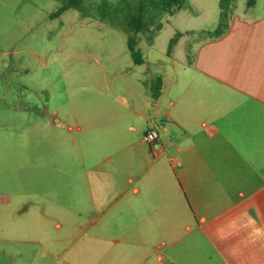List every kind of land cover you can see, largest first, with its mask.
Here are the masks:
<instances>
[{"label": "rangeland", "instance_id": "1", "mask_svg": "<svg viewBox=\"0 0 264 264\" xmlns=\"http://www.w3.org/2000/svg\"><path fill=\"white\" fill-rule=\"evenodd\" d=\"M100 1L85 0L81 11L51 20L63 0H0V264H167L131 257L132 247L112 262L95 261L113 240H141L119 215L95 211L90 178L110 156L119 167L125 157L138 158L119 142L115 124L128 110L116 100L146 95L143 80L151 78L127 47L122 8L134 0H107L112 15L105 21ZM234 5L237 15L264 13V0L255 9L236 0L230 14ZM220 15V0H185L173 15L151 13L150 32L135 38L137 50L164 64L156 72L172 74L171 64L196 62L216 38ZM179 72L181 81L196 78ZM196 79L192 90L202 84V76ZM75 124L84 131L69 133ZM101 128L106 132L94 133ZM129 135L138 152L148 148L140 133Z\"/></svg>", "mask_w": 264, "mask_h": 264}, {"label": "crops", "instance_id": "2", "mask_svg": "<svg viewBox=\"0 0 264 264\" xmlns=\"http://www.w3.org/2000/svg\"><path fill=\"white\" fill-rule=\"evenodd\" d=\"M234 6L224 33L200 48L196 62L173 63L168 74L144 57L147 94L116 100L128 110L115 124L119 142L139 156L120 167L110 156L92 170L93 207L119 215L141 240H113L95 261L112 262L132 247L131 257L159 263L264 264V13L237 15ZM180 69L197 72L202 84L192 90L197 79L181 81ZM157 77L163 90L155 99ZM151 128L160 138L148 146L142 136ZM131 133H140L143 153Z\"/></svg>", "mask_w": 264, "mask_h": 264}, {"label": "trees", "instance_id": "3", "mask_svg": "<svg viewBox=\"0 0 264 264\" xmlns=\"http://www.w3.org/2000/svg\"><path fill=\"white\" fill-rule=\"evenodd\" d=\"M85 0H63L62 6L50 15L51 20L59 18L63 13L70 9L82 10ZM236 0H220L221 21L220 26L213 33L214 36H221L227 28L230 10ZM258 0H246L248 8L254 7ZM185 4V0H134L132 3H125L122 8L123 19L122 24L129 33L127 39V47L131 57L136 65L144 63L143 55L137 50L136 36L150 32V15L151 13L159 14L161 12H169L171 15L180 11ZM98 14L102 21H105L108 15H112L111 6L107 0H101L98 4ZM119 11L118 8L114 9ZM116 13V12H115ZM84 16V15H83ZM161 25L156 27L160 30ZM152 32V31H151ZM152 34V33H151ZM177 43V38L170 41L168 54L172 53L174 46ZM163 90V79L157 77L151 85V92L155 99H158Z\"/></svg>", "mask_w": 264, "mask_h": 264}, {"label": "built area", "instance_id": "4", "mask_svg": "<svg viewBox=\"0 0 264 264\" xmlns=\"http://www.w3.org/2000/svg\"><path fill=\"white\" fill-rule=\"evenodd\" d=\"M159 138H160V134L158 130L151 128L143 134L142 142L148 146H151L157 143Z\"/></svg>", "mask_w": 264, "mask_h": 264}]
</instances>
